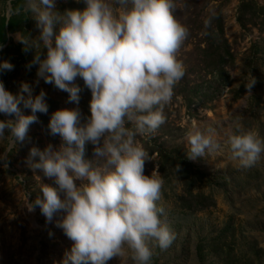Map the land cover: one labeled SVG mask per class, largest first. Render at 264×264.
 Instances as JSON below:
<instances>
[{
    "label": "clouds",
    "instance_id": "obj_1",
    "mask_svg": "<svg viewBox=\"0 0 264 264\" xmlns=\"http://www.w3.org/2000/svg\"><path fill=\"white\" fill-rule=\"evenodd\" d=\"M85 7L63 11L57 0H24L39 36L18 38L34 48L37 76L68 93L75 107L59 108L48 129L61 143L32 147L27 164L53 181L42 183L29 212L40 209L47 222L63 212L57 226L73 242L60 264H107L130 254L134 264H151L152 244L167 249L174 240L164 208L158 206L164 181L158 170L145 174L149 153L137 137H150L165 123V107L186 69L177 53L188 29L174 15L176 0H83ZM2 47V46H0ZM41 49L46 55L41 58ZM31 64L28 65L31 68ZM14 65L0 60V72ZM81 78L91 91L90 115L79 107ZM39 83V80L36 81ZM256 79L246 84L251 92ZM26 94V95H25ZM46 92L33 94L22 82L14 94L0 80V140L7 133L8 154L23 143L37 113H48ZM30 109L25 115L20 105ZM187 157L195 160L222 151L215 127L193 124L186 132ZM94 146L93 158L86 145ZM231 158L251 168L264 158V137L230 123ZM179 166H176V171Z\"/></svg>",
    "mask_w": 264,
    "mask_h": 264
},
{
    "label": "rangeland",
    "instance_id": "obj_2",
    "mask_svg": "<svg viewBox=\"0 0 264 264\" xmlns=\"http://www.w3.org/2000/svg\"><path fill=\"white\" fill-rule=\"evenodd\" d=\"M0 0V19L11 16V2ZM244 0H176L174 15L189 32L177 56L186 69L185 75L175 86L174 95L165 107V123L150 137H137L149 151L171 149L187 159L195 169L206 175L208 181L196 183L195 191L211 194L216 200L213 208L197 212H183L176 208L175 201L181 194V185L176 178L164 181L161 199L158 206L164 208L162 219H166L174 240L167 249L152 244L151 264H223V260L209 252L202 251L203 258L197 254V247L205 243L227 224L232 223L233 233L226 242L232 250L229 254L235 259L233 264H264V158L255 166L242 168L238 161L231 158L227 144V132L230 123L238 120L243 130H256L264 137V14L255 20V24L241 26L237 20L238 8ZM253 1L264 6V0ZM57 7L63 11L70 8L85 7L83 0H57ZM24 10V8H23ZM25 11V10H24ZM220 12L224 22V34L234 53V63L228 68L231 84L221 91V95L212 101L187 107L179 91L185 84L192 86L201 82L205 76L199 64L200 47H203L201 25H204L212 14ZM35 19L26 11L21 28L14 33H7V41L0 45V60H8L14 68L0 72V80L5 87L16 94L22 82L33 87V94L42 89L46 92V101L51 114L59 108H72L76 105L68 102V93L59 90L53 84H47L37 76L39 68L34 63L36 50H24L18 38L27 34L39 36ZM41 58L46 49H41ZM32 65L31 68L28 65ZM211 76H205L208 80ZM256 79L251 92L246 84ZM39 80L37 84L36 81ZM80 87L85 86L81 78L75 81ZM81 87V88H82ZM241 93L236 96L237 92ZM26 95V94H25ZM85 92L81 90L79 106L83 103ZM195 102L197 103L196 99ZM27 115L30 109L20 105ZM82 107V106H81ZM83 116L90 115V106L81 110ZM0 114V119H14ZM212 126L217 130V139L222 144V151L209 154L195 160L187 157L188 144L185 132L193 125ZM61 138L45 130L38 120L33 123L23 143L8 154V166L0 164V264H60L66 251L73 242L65 235L58 222L64 213H56L51 222H47L39 208L29 212L25 206L28 199L34 200L42 195L40 186L53 181L43 176L39 170H32L27 164L32 147L43 150L49 143L58 146ZM8 147L7 133L0 140V153ZM91 149L88 151V149ZM94 155V146L86 145V157ZM157 152L149 155L145 162V174L159 172ZM162 178V177H161ZM228 253V250L225 251ZM107 264H134L130 254L113 257Z\"/></svg>",
    "mask_w": 264,
    "mask_h": 264
},
{
    "label": "trees",
    "instance_id": "obj_3",
    "mask_svg": "<svg viewBox=\"0 0 264 264\" xmlns=\"http://www.w3.org/2000/svg\"><path fill=\"white\" fill-rule=\"evenodd\" d=\"M24 8V0H13L11 2V16L9 18L2 17L0 19V45H4L7 41V33H14L21 28L26 11ZM237 20L241 26L246 23L255 24V20L259 19L264 14V6H260L253 1H242L238 8ZM201 41L204 44L200 47L199 64L205 76H211L205 80L202 76L201 82L194 83L192 86L185 84L179 91L186 101L187 107L204 104L203 101H212L214 98L221 95V91L230 86L231 81L228 73V68L233 65L235 57L224 34V22L220 12L212 14L206 24L201 25ZM76 83V82H75ZM83 85H81L82 87ZM81 90L85 92L81 110L86 109V105L90 106L91 91L86 86ZM241 91H238V96ZM195 99L197 103L195 102ZM80 101H82L80 99ZM48 113H37L38 120L42 123L47 133H49L48 124L51 116ZM91 150L90 148L88 151ZM157 152L159 156V172L162 179L165 181L171 178H176L181 185V194L177 197L175 204L176 208L183 212L204 211L215 207L216 200L211 194H205L203 191H195L196 183L208 181V178L200 170L195 169L193 165L185 158L175 154L171 149L156 150L152 148L148 151L149 155ZM179 166L176 171V166ZM233 233L232 223L224 226L214 237L210 238L205 243L197 247V254L203 258L202 251L207 248L209 252L217 255L223 260V264H233L235 259L230 258L231 246L226 242L228 236ZM228 250V253L225 251Z\"/></svg>",
    "mask_w": 264,
    "mask_h": 264
}]
</instances>
